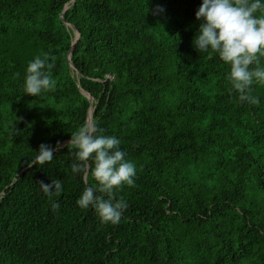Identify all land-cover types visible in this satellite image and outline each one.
<instances>
[{
	"label": "trees",
	"instance_id": "1",
	"mask_svg": "<svg viewBox=\"0 0 264 264\" xmlns=\"http://www.w3.org/2000/svg\"><path fill=\"white\" fill-rule=\"evenodd\" d=\"M200 4L0 0V264H264V85L240 102L230 66L196 50ZM45 53L56 88L25 94ZM89 102L137 169L117 224L76 203L96 184L71 171ZM41 144L54 159L36 165Z\"/></svg>",
	"mask_w": 264,
	"mask_h": 264
},
{
	"label": "clouds",
	"instance_id": "2",
	"mask_svg": "<svg viewBox=\"0 0 264 264\" xmlns=\"http://www.w3.org/2000/svg\"><path fill=\"white\" fill-rule=\"evenodd\" d=\"M195 18L200 21L194 37L196 50L209 58L218 56L228 64L230 93H238L240 102L258 105L260 101L252 95V86L264 85V0H201ZM50 59V54L45 53L29 62L23 85L25 94L39 97L55 90L57 82ZM121 143L119 138L105 135L96 123L81 126L71 134L69 142L76 150L71 171L90 175L96 182L83 190L76 203L82 209H94L102 223L120 222L128 204L116 196V191L124 186L135 187L136 165L126 158ZM36 153V165L54 159L49 145L41 144ZM39 188L48 197H58L64 191L61 179L40 182ZM57 207L53 201V208Z\"/></svg>",
	"mask_w": 264,
	"mask_h": 264
},
{
	"label": "water",
	"instance_id": "3",
	"mask_svg": "<svg viewBox=\"0 0 264 264\" xmlns=\"http://www.w3.org/2000/svg\"><path fill=\"white\" fill-rule=\"evenodd\" d=\"M72 2H74V0H72ZM70 5H71V4H70ZM70 5H69V6H70ZM69 6H67V7H66V5L64 6L63 10H62L61 13H60V18H61V19L67 24V25L73 27L72 24H71L70 22L64 20V18H63V14H64L65 10H66ZM79 35H80L79 32H78L77 30H75V35H74L73 40H72V45H71L70 49H69L68 52H67V57H68V60H69V65H70L71 67H73V68H75V67H74L73 63L71 62V60H70L71 50H72V46H73V44H74V42H75V39L78 38ZM76 71H77V70H76ZM77 74H78V85H79V77H80V73L77 71ZM83 93H85V94L88 96L89 101L91 102V100H92V96H91L89 93L85 92V91H83ZM90 102H89V106H88V114H89V110H90V108H91V103H90ZM92 114H93V109H92ZM87 117H88V115H87ZM91 118L93 119V115L91 116ZM91 124H92V120H91Z\"/></svg>",
	"mask_w": 264,
	"mask_h": 264
},
{
	"label": "bare ground",
	"instance_id": "4",
	"mask_svg": "<svg viewBox=\"0 0 264 264\" xmlns=\"http://www.w3.org/2000/svg\"><path fill=\"white\" fill-rule=\"evenodd\" d=\"M69 6V5H66V7ZM92 114V107H91V110H89V114H88V117H90ZM88 117H87V124H91V121L90 123H88Z\"/></svg>",
	"mask_w": 264,
	"mask_h": 264
},
{
	"label": "rangeland",
	"instance_id": "5",
	"mask_svg": "<svg viewBox=\"0 0 264 264\" xmlns=\"http://www.w3.org/2000/svg\"><path fill=\"white\" fill-rule=\"evenodd\" d=\"M66 4H67V3H66ZM66 4H65V5H66Z\"/></svg>",
	"mask_w": 264,
	"mask_h": 264
}]
</instances>
